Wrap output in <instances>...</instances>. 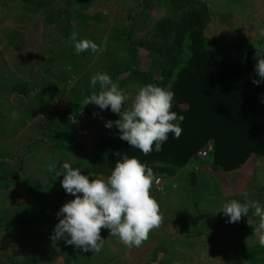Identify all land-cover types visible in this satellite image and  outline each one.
I'll use <instances>...</instances> for the list:
<instances>
[{
	"label": "crops",
	"instance_id": "1",
	"mask_svg": "<svg viewBox=\"0 0 264 264\" xmlns=\"http://www.w3.org/2000/svg\"><path fill=\"white\" fill-rule=\"evenodd\" d=\"M154 1L0 0V244L9 242L8 235L13 244H25L28 258L33 259L27 264H90V260L93 264H264V246L254 231L259 217L250 210L240 221L229 223V217L219 211L233 199L256 201L264 207V192L255 200L242 173L249 160L263 157H251L231 172L211 164L212 170H206L201 160L190 161L173 174L153 171L164 182L161 192L154 185L151 190L163 221L140 247L128 248L110 230L102 229L99 252L82 254L83 249L64 241L60 250L66 252L71 246L73 257L35 254L41 242L34 227L37 207L46 224L43 242H51L53 221L62 218L55 213L75 198L62 187L63 175L56 177V171H63L62 164L77 152L68 139L108 109H95L88 122L73 128L63 124L59 135L65 140L61 141L51 137V114H47L60 100L83 99L94 89L90 78L97 72L110 76L118 64L113 62L124 63L127 58L131 62V51L138 52L142 45L133 41L136 26L147 24ZM73 31L77 40H92L106 50L77 55L70 42ZM84 175L106 179L110 174ZM6 247L0 246V264H24L25 258H16L24 247Z\"/></svg>",
	"mask_w": 264,
	"mask_h": 264
},
{
	"label": "trees",
	"instance_id": "2",
	"mask_svg": "<svg viewBox=\"0 0 264 264\" xmlns=\"http://www.w3.org/2000/svg\"><path fill=\"white\" fill-rule=\"evenodd\" d=\"M199 13L190 10L176 21L163 20L160 24L162 27L175 26L174 40L179 53L187 33L188 58L178 68L179 60L172 58L170 69L164 72L168 79L173 77L167 89L175 94L171 110L182 117L179 121L183 129L181 136L177 139L169 134L161 151L144 155L121 140L117 128L97 144L93 154H88L84 149L83 157L80 155L74 168H80L82 174H111L116 162L127 154L137 157L153 171L173 174L190 161L199 162L197 152L210 140L213 141V151L208 157L214 169L231 172L239 169L251 157L264 158V80L258 85L253 83L254 79H260L255 68L257 61L264 58V37L253 48H241L235 41L210 47L203 33L204 19ZM130 38L128 36V40ZM136 53L135 49L131 51L130 63L117 62L113 66L114 73L110 75L112 81L117 74L139 71ZM161 87L165 88V85ZM99 89L100 86H97L83 99L69 102L64 112L50 115V135L55 141L65 140L59 135L63 124L73 128L96 115L94 111L100 109L99 106L91 103L83 106V101ZM68 141L78 149V141L74 137ZM87 159L93 163L84 164Z\"/></svg>",
	"mask_w": 264,
	"mask_h": 264
},
{
	"label": "clouds",
	"instance_id": "3",
	"mask_svg": "<svg viewBox=\"0 0 264 264\" xmlns=\"http://www.w3.org/2000/svg\"><path fill=\"white\" fill-rule=\"evenodd\" d=\"M77 36L78 33L73 31L70 37L77 55L88 50L94 53L106 50L92 40H77ZM255 71L260 79H254L253 83L258 85L264 80V58L257 61ZM90 83L94 89L99 84L100 89L87 96L83 106L91 103L102 110L110 108L113 113L119 114L120 119L107 121L105 127L115 125L120 131V139L130 147L148 155L161 151L169 134L177 139L181 136L183 129L179 121L182 117L171 110L175 98L173 91L147 84L132 97L106 73H96L90 78ZM13 116L18 114L13 113ZM62 169L56 171V177L63 175L62 187L75 198L56 213L62 218L50 237L53 243L64 238L66 244L85 252H99L104 243L101 230L108 229L111 236L118 237L128 248L140 247L149 238L150 232L161 225L160 205L151 195L153 185H159L160 181L153 169L137 157L125 154L106 179H90L81 173L80 168H74L67 162L62 164ZM244 196L247 201V193ZM250 210L259 217L254 231L260 245L264 246V207L260 203H241L233 199L223 204L219 211L229 217V223H235L242 216H248Z\"/></svg>",
	"mask_w": 264,
	"mask_h": 264
},
{
	"label": "rangeland",
	"instance_id": "4",
	"mask_svg": "<svg viewBox=\"0 0 264 264\" xmlns=\"http://www.w3.org/2000/svg\"><path fill=\"white\" fill-rule=\"evenodd\" d=\"M151 9L152 13L147 19V24H145V26L137 25V32L133 36L134 43L140 44V41L142 43L141 48H139L136 53L139 71L135 73L126 72L121 75L117 74L114 77V83L132 97H134L140 87L147 84L157 86L164 84L167 89L173 77L168 79L167 76L164 75V72L170 69L173 63L171 61L172 58L179 60L176 68L188 58L187 33L182 40V51L179 53L178 46L174 40L175 26L162 27L160 24L163 20L176 21L187 11H199L205 24L203 33L207 38L210 47H220L235 41V43L241 45V48H253L257 46L258 40L264 37V0H156L152 3ZM121 61L122 60H118L113 63L116 64V62ZM124 61H128V58ZM111 73H114V69ZM61 101L64 102L63 100ZM127 106L128 105L126 104V107ZM118 119H120L119 114L113 113L109 108L105 115H101L98 119H94L89 125L78 129V134L74 136V139L76 138L78 141V149L77 152L74 151L75 153L73 156H70L71 160L67 163H70L72 167H75L80 159V155L81 158L83 157L82 152L84 149L87 150L88 154H93L92 152L97 148V144L102 140H105L109 133L117 130L115 125H113L112 128L105 127V123L109 120L116 121ZM209 159L210 158L207 157L199 163L204 166L206 170H208L209 167L211 168V162ZM87 162L89 164L93 163L87 159L84 161V164ZM243 168V177L247 180L249 188L252 189L251 192L253 198L256 200L258 197L257 195L264 192V159L257 158L255 160H249ZM207 182L210 183L209 181ZM30 201L32 202V200ZM37 202L36 204H39ZM39 209L40 207L38 206L36 212H34L36 214L34 227L36 231L41 234V242L37 243L35 254H47L43 251L46 249V251L51 252L49 254H65L64 256L67 258L73 257L75 249H72L71 246H69L68 251L66 252L60 250L61 244L65 241L64 238H61L55 243L52 241L43 242V234L46 229V224L44 218L43 221L40 218V213L42 214V211ZM54 212L52 211V214H54ZM7 218L10 219L8 221V229L9 231H12L11 219L13 216L10 211L8 212ZM58 222L59 221L57 220L53 221L54 224H57ZM55 226L56 225H53V227ZM7 240H9V242L0 244L1 249H4L6 246L9 248H12V246L23 248L25 246V244L22 243L13 244L10 240V235H8ZM71 250H73V252ZM27 252L28 249L24 247L20 250V253L17 254L16 258L18 260L25 258L23 263L27 264L29 261L28 256H30ZM82 254H91V250ZM56 257L58 261L60 257ZM78 257H80V255ZM26 258L28 259L26 260ZM80 259L81 258H78V261ZM81 261L82 263L84 262L83 260ZM89 262L90 264H93L94 261L90 260ZM16 263L11 262L10 264Z\"/></svg>",
	"mask_w": 264,
	"mask_h": 264
},
{
	"label": "built area",
	"instance_id": "5",
	"mask_svg": "<svg viewBox=\"0 0 264 264\" xmlns=\"http://www.w3.org/2000/svg\"><path fill=\"white\" fill-rule=\"evenodd\" d=\"M64 102H62L60 100V102H56L51 110H50V113L47 114V116H49L50 114H57L59 112H64L65 110H67L68 108V103L63 100ZM213 151V141H208L206 143V145L201 148L198 152H197V157L198 159L200 160H204L208 157V155ZM160 183L159 185H156L154 184V188H155V191L156 192H161L163 190V187H164V182H163V179L161 177H158Z\"/></svg>",
	"mask_w": 264,
	"mask_h": 264
}]
</instances>
